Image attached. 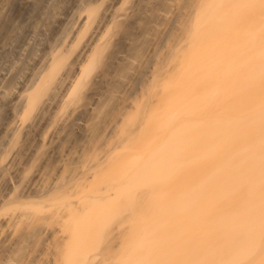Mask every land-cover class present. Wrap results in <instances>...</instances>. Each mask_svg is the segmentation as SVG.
Returning a JSON list of instances; mask_svg holds the SVG:
<instances>
[{"label": "bare ground", "instance_id": "bare-ground-1", "mask_svg": "<svg viewBox=\"0 0 264 264\" xmlns=\"http://www.w3.org/2000/svg\"><path fill=\"white\" fill-rule=\"evenodd\" d=\"M0 264H264V0H0Z\"/></svg>", "mask_w": 264, "mask_h": 264}]
</instances>
